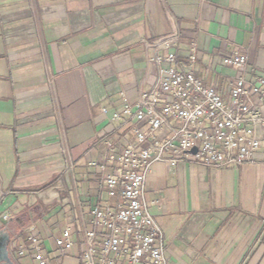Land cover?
<instances>
[{"label":"crops","instance_id":"0c3cea01","mask_svg":"<svg viewBox=\"0 0 264 264\" xmlns=\"http://www.w3.org/2000/svg\"><path fill=\"white\" fill-rule=\"evenodd\" d=\"M174 29L180 58L193 43L195 74L225 98L238 70L224 57L246 53V75L264 73V0H0V214H8L0 230L16 264H36L30 251L14 252L28 226L49 264H81L93 207L117 203L99 183L106 141L132 138L130 121L110 118L118 90L134 102L141 85L152 86L157 65L144 41ZM145 198L167 264H264V162L155 161ZM68 226L73 246L61 256L54 239Z\"/></svg>","mask_w":264,"mask_h":264},{"label":"built area","instance_id":"2783aa9c","mask_svg":"<svg viewBox=\"0 0 264 264\" xmlns=\"http://www.w3.org/2000/svg\"><path fill=\"white\" fill-rule=\"evenodd\" d=\"M180 39L174 29L144 41L147 63L157 65L152 86L141 85L134 102L118 90L122 105L110 118L130 121L132 138L121 145L106 141L99 183L117 203L114 208L93 207L92 227L81 229V264H167L163 233L145 198V179L155 161L186 160L212 167L264 162L256 155L264 149V73L246 75V53L224 57L222 64L238 70L225 98L195 74L193 43L186 59L180 58ZM148 48L154 53L148 54ZM102 112L107 114L108 108ZM61 153L64 171L71 170L73 161L63 142ZM7 219L8 214H0L1 221ZM24 232L27 244L15 247V254L30 251L36 264H49L35 228L28 226ZM54 241L59 255H65L73 246L71 227Z\"/></svg>","mask_w":264,"mask_h":264},{"label":"water","instance_id":"95a60500","mask_svg":"<svg viewBox=\"0 0 264 264\" xmlns=\"http://www.w3.org/2000/svg\"><path fill=\"white\" fill-rule=\"evenodd\" d=\"M193 151H195V148H193ZM39 208H40L39 205H36L35 207L32 208V211H34V214L32 213V219L37 218L41 213V209ZM9 240H10L9 234L4 230H0V263L1 264H16L9 256V252H8Z\"/></svg>","mask_w":264,"mask_h":264}]
</instances>
